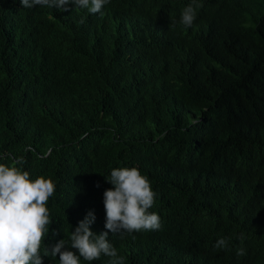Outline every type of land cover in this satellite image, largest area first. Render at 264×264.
Segmentation results:
<instances>
[{"label":"trees","instance_id":"16d2710c","mask_svg":"<svg viewBox=\"0 0 264 264\" xmlns=\"http://www.w3.org/2000/svg\"><path fill=\"white\" fill-rule=\"evenodd\" d=\"M192 3L109 0L85 21L72 4L43 19L0 1V163L23 156L55 183L43 264L89 211L107 231L117 167L149 179L161 222L109 232L124 264H264V0H195L186 27Z\"/></svg>","mask_w":264,"mask_h":264},{"label":"clouds","instance_id":"9594fccd","mask_svg":"<svg viewBox=\"0 0 264 264\" xmlns=\"http://www.w3.org/2000/svg\"><path fill=\"white\" fill-rule=\"evenodd\" d=\"M9 12L16 10L36 13L44 19H52L59 11H68L72 4L86 21L85 14L99 13L109 0H0ZM256 0H231L238 3H253ZM189 4L182 12L180 23L191 26L196 10ZM261 19V18H260ZM263 21V20H262ZM31 151V149H27ZM0 156V159H4ZM26 163L23 156L12 158L10 164L0 163V264H43L40 248L51 224L47 207L49 198L55 193V183L50 178L38 176L30 178L28 171L22 170ZM112 187L103 192L105 224L107 231L94 234L90 225L95 221L89 211L71 231L69 241L59 240L51 249L45 248V254L59 256V264H81L95 261L100 257L110 258V264H124V258L108 239L112 234L131 233L141 230H158L160 217L148 210L153 206L156 193L152 190L149 179L135 167H117L107 179ZM56 235V231H52ZM243 239V234L240 236ZM228 245L227 238H220L214 249H223ZM69 248L76 249L78 255ZM245 250H237L243 256Z\"/></svg>","mask_w":264,"mask_h":264},{"label":"bare ground","instance_id":"6f19581e","mask_svg":"<svg viewBox=\"0 0 264 264\" xmlns=\"http://www.w3.org/2000/svg\"><path fill=\"white\" fill-rule=\"evenodd\" d=\"M77 16H78V15H77ZM79 19H80V18H79ZM76 21H77V20H76ZM77 24H78V23H77ZM107 24H108V23H107ZM76 26H77V25H76ZM108 26H111V28H112V25H108ZM223 51H224V50H223ZM222 53H225V52H222ZM222 60H223V59H222ZM222 60H221V61H222ZM213 66H214V65H213ZM244 69H245V68H244ZM242 70H243V67H242ZM211 71H212V70H211ZM239 72H241V71H239ZM205 73H206V72H205ZM244 73H245V72H244ZM213 74H214V73H213ZM238 75H239V74H238ZM224 82H225V81H224ZM250 82H251V81H250ZM245 85H246V84H245ZM239 86H240V85H239ZM251 86H253V85L251 84ZM254 88H255V87H254ZM245 89H246V88H245ZM245 89H244V90H245ZM248 89H249V88H248ZM248 89H247V91H248ZM251 89H252V88H251ZM231 91H233V90H231ZM243 92H244V91H243ZM253 247H254V246H253ZM191 248H192V247H191ZM251 248H252V247H251ZM251 248H250V253L253 252V251L251 252ZM238 249H239V248H238ZM247 249H248V248H247ZM253 249H254V248H252V250H253ZM255 249H257V248H255ZM194 250H195V249H193V251H194ZM236 250H237V249H236ZM195 251H197V250H195ZM248 251H249V250H248ZM254 251H255V250H254ZM197 252H198V251H197ZM201 252H202V251H201ZM246 252H247V251H246ZM190 253H192V252H190ZM194 253H195V252H194ZM236 253H237V252H236ZM195 254H196V253H195ZM261 254L263 255L264 253H261ZM261 254H260V256H261ZM187 255H188V254H187ZM189 255H190V254H189ZM189 255H188V256H189ZM200 255H201V254H200ZM246 255H248V254H246ZM194 256H195V255H194ZM234 256H235V255H234ZM234 256H233V257H234ZM204 257H205V256H204ZM236 257L238 258L239 256L236 255ZM245 257H246V256H245ZM247 257H248V256H247ZM263 257H264V255H263ZM263 257H260V259H261V258L263 259ZM188 258H189V257H188ZM240 259H241V258L239 257V260H240ZM242 259H244V258L242 257ZM250 259H251V257H250ZM253 259H254V257H253ZM256 259H257V258H256ZM262 259H261V260H262ZM183 260H184V259H183ZM186 260H187V259H186ZM194 260H195V259H194ZM245 260H246V259H245ZM245 260H244V261H245ZM171 261H172V260H171ZM171 261H170V262H171ZM173 261H174V260H173ZM237 261H238V260H236V262H237ZM246 261L249 262V259L246 260ZM246 261H245V262H246ZM201 262H202V261H201ZM238 262H239V261H238ZM248 262H247V263H248ZM251 262H252V261H251ZM239 263H240V262H239ZM239 263H238V264H239ZM243 263H244V262H243ZM258 263H259V262H258ZM231 264H232V263H231ZM256 264H257V263H256ZM260 264H262V262H260Z\"/></svg>","mask_w":264,"mask_h":264}]
</instances>
